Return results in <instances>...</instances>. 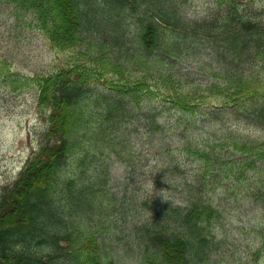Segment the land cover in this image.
I'll return each mask as SVG.
<instances>
[{"label":"trees","instance_id":"trees-1","mask_svg":"<svg viewBox=\"0 0 264 264\" xmlns=\"http://www.w3.org/2000/svg\"><path fill=\"white\" fill-rule=\"evenodd\" d=\"M188 1L1 0L17 28L74 58L33 77L0 58L3 80L36 88L46 125L0 193V264H223L240 201L262 217L264 264V138L245 134L264 132V3L207 0L197 18ZM202 50L219 65L196 82L175 63ZM132 124L177 132L176 148L118 196L104 156Z\"/></svg>","mask_w":264,"mask_h":264},{"label":"rangeland","instance_id":"rangeland-1","mask_svg":"<svg viewBox=\"0 0 264 264\" xmlns=\"http://www.w3.org/2000/svg\"><path fill=\"white\" fill-rule=\"evenodd\" d=\"M260 1L264 3V0ZM207 8V0H189L185 5L186 14L197 18L203 16ZM9 16L10 11L1 8L0 0V58L10 62L12 72L22 77H33L37 73L56 70L62 63L73 60V53L51 50L40 35L17 28ZM218 65L203 50L198 57L192 55L175 63L176 68L196 82L210 79ZM1 74L3 76V71ZM12 81L0 77V193L17 178L31 153L38 147L39 136L46 127L36 107V88L32 83L24 85V82L14 81L12 84ZM157 111L169 115L165 106H159ZM176 133L167 128L163 133L151 134L142 127L130 125L125 135L118 139L120 143L104 156L109 169L108 186L113 194L121 195L128 183L143 182L148 177V169L146 174L143 173V165L151 163V170L156 161L161 164L170 160V149L176 148ZM245 134L253 139L264 138V132L253 127L245 129ZM138 162L142 165L138 174L131 173V164ZM171 173L165 174L163 179ZM130 177L132 180H129ZM237 205L226 217L229 247L234 252L233 261L227 258L222 263L256 264L254 254L261 246L259 243H262L261 233H258L262 217L247 202L240 201Z\"/></svg>","mask_w":264,"mask_h":264}]
</instances>
